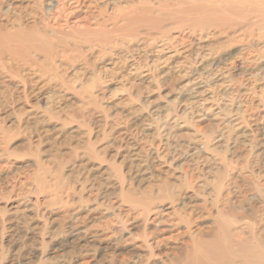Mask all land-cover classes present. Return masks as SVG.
Returning <instances> with one entry per match:
<instances>
[{
  "label": "rangeland",
  "instance_id": "374dc122",
  "mask_svg": "<svg viewBox=\"0 0 264 264\" xmlns=\"http://www.w3.org/2000/svg\"><path fill=\"white\" fill-rule=\"evenodd\" d=\"M81 1L56 33L48 0H0V34L53 47L0 54V264H168L222 224L264 245V0Z\"/></svg>",
  "mask_w": 264,
  "mask_h": 264
},
{
  "label": "bare ground",
  "instance_id": "6f19581e",
  "mask_svg": "<svg viewBox=\"0 0 264 264\" xmlns=\"http://www.w3.org/2000/svg\"><path fill=\"white\" fill-rule=\"evenodd\" d=\"M47 6H48L47 10H48V12H50V16L49 15L48 16L51 17V23H52L50 28L52 31H54L56 33H63L61 22L65 19H68V18L71 19L72 20L71 23L73 25L71 23L70 24L74 28H78V26H77L78 22H85V24L79 25V27H83V26L87 25L86 23H88V21L90 20L89 19L91 16L90 10L88 11L89 13L87 15L85 14L84 17H82L78 14L82 10V8L90 9V6L84 7L83 2L81 0H48ZM234 10L240 11V9L236 8V7L234 8ZM150 13H151V11H150ZM153 14H155V12H153ZM215 16L217 17V19H222V17H218L219 16L218 13H216ZM126 20L128 21V18H126ZM139 22L141 24L143 23V25H144V23H148V25H149V24L156 23L157 19L156 20L153 19L152 14H149V13L143 11L141 14L134 17L130 23H133L134 25L135 24L140 25ZM33 23L35 24V22H33ZM129 25H131V24H129ZM67 26H69V25H67ZM31 50L41 51L44 53H50L53 51V47L51 46L50 39L46 35L35 37L32 34H30L27 31V29H25L24 27H21V26H19V28H16V30L14 32H10V33L6 32V33L0 34V54L7 52L8 54L11 55V57L13 56L15 58H21L22 59V58H25L26 53H29ZM22 79H24V78H22ZM23 82H25V81H23ZM14 91H12V92H14ZM143 204L145 205V203H143ZM146 205H147V203H146ZM217 211H218V209H217ZM227 211H229V210H227ZM156 212H158V211H156ZM154 215H157V214H154ZM223 216H225V214ZM146 217H147V215H146ZM160 217H161V215H160ZM244 218H245V216H244ZM226 221H229V220H226ZM217 222H218V220H217ZM229 223L230 222H228V224L227 223L226 224L229 225ZM163 224H164V222H163ZM215 228H216V230H213L212 233H208V234H205V233L199 234L198 233L199 235L193 236L192 238H190V236H189L188 239H190V241L185 243L184 250L179 251L178 252L179 254H175V257L173 259H171L168 264H264V245H263V243H261L260 240L255 239L256 241L252 242V241H249L246 239H240L238 237L237 233H235V232L233 233V231L231 229L227 228V226H225L223 224H222V226H217ZM182 240H184V239H182ZM181 242H180V244H181ZM176 244H178V243H176ZM149 247H152V246H149ZM150 260H151V258H150ZM150 260H148V261H150Z\"/></svg>",
  "mask_w": 264,
  "mask_h": 264
}]
</instances>
